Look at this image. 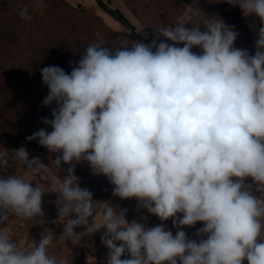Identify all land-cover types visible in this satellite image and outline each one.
Listing matches in <instances>:
<instances>
[{
    "label": "clouds",
    "instance_id": "9594fccd",
    "mask_svg": "<svg viewBox=\"0 0 264 264\" xmlns=\"http://www.w3.org/2000/svg\"><path fill=\"white\" fill-rule=\"evenodd\" d=\"M228 3L261 21L254 54L235 46L234 26L212 18L159 28L151 43L90 44L70 73L39 69L48 89L42 105L56 106L42 118L47 127L26 139L56 154L59 168L69 165L54 179L63 235L78 244L104 229L106 264H264V198L255 194L264 192V0ZM19 15L30 18L27 7ZM11 151L32 174L47 169L26 148ZM82 161L114 196L135 199L137 211L171 219L175 235L165 223L129 222L127 209L107 203L97 216L93 193L74 175L73 162ZM8 167L0 151V224L10 214L43 218L45 189ZM197 223L189 237L184 228ZM53 239L48 232L21 248L0 230V264H57L48 254Z\"/></svg>",
    "mask_w": 264,
    "mask_h": 264
},
{
    "label": "rangeland",
    "instance_id": "374dc122",
    "mask_svg": "<svg viewBox=\"0 0 264 264\" xmlns=\"http://www.w3.org/2000/svg\"><path fill=\"white\" fill-rule=\"evenodd\" d=\"M66 4L59 0H0V24H71L76 26L73 34H78V52L83 54L84 49L90 44L101 45L116 49L124 44L131 46L132 42L151 43L158 30L162 27L174 25L176 23L188 24L193 8L200 0H107L110 8L120 9L123 14L136 26V31L123 26L117 19L105 12L97 3V0H64ZM226 4L214 5L212 18H221L226 24H239L234 19V15L226 8ZM24 7L28 9L29 19H22L19 12ZM245 23L248 25L250 36L248 45L250 54L255 52V40L261 21L254 14L245 16ZM235 30V29H234ZM236 31V30H235ZM60 34V33H58ZM38 36H33L32 41ZM163 39V38H161ZM245 41V36L239 34L235 42ZM168 43H172L168 41ZM182 47L183 45H178ZM240 48V47H239ZM242 49V48H241ZM193 51H199L194 48ZM76 56V55H75ZM72 69H66L70 73ZM16 79H14L15 82ZM36 91L31 94L34 100L24 104L31 105L32 109L20 112L17 108L16 118L8 116L5 120V127L0 134V151H7L9 154V167L7 174L23 176L33 183L39 185L47 193L43 196L42 211L44 217H37L32 220H25L15 215L0 224V230L7 231L11 237L19 241L20 247L34 246L35 242L41 239L42 234L52 232L54 239L48 248V254L55 257L57 264L61 261L64 264H106L107 248L101 243L104 229L84 236L78 244H73L63 235V221L58 217L57 194L54 192V179L67 175L69 165L61 164L60 168L54 160L56 154L50 153L47 148L39 145L38 141H29L26 138L34 132L47 126L42 123V118L52 119L51 109L47 111L42 100L47 96L48 91L39 93L40 81L34 79ZM32 89H29V91ZM27 99H24L25 101ZM3 126V125H2ZM9 131H4L5 128ZM10 130L14 136H10ZM51 131V129H48ZM17 133V134H16ZM26 148L29 159L39 158L47 165L46 170H41L32 174L25 165H21L15 160L11 150ZM74 175L79 179V185L87 188L93 193L94 209L99 216L104 208V203L109 204L119 212L120 209H127L126 219L141 221L146 227H152L164 223L156 216L148 213L145 209L137 211V201L135 199L121 200L113 195V185L103 175H94L87 162L75 163ZM85 179V180H82ZM245 181L252 184L251 178ZM255 187V186H254ZM258 197L264 198V192L257 191ZM141 217L144 219L141 220ZM42 221V222H41ZM91 222V218H90ZM77 233L83 228L74 229ZM193 236V235H192ZM247 264V261H244Z\"/></svg>",
    "mask_w": 264,
    "mask_h": 264
},
{
    "label": "trees",
    "instance_id": "16d2710c",
    "mask_svg": "<svg viewBox=\"0 0 264 264\" xmlns=\"http://www.w3.org/2000/svg\"><path fill=\"white\" fill-rule=\"evenodd\" d=\"M59 1L66 4L64 0ZM219 2L226 4L229 11L231 7L234 19L239 22V24L227 25L234 26L239 34L245 36V41L239 42L238 48L250 52L248 45L250 31L243 18V12L238 6L228 3V0H200L193 8L185 27L189 29L193 26L203 27L206 21L212 19L211 13L214 12V5ZM97 3L123 26L136 31V26L120 9L110 8L101 0H97ZM75 29L76 26L73 27L71 24H0V134L3 131L2 127L6 126L5 119L8 116L16 118V114L18 116L21 111L34 108L29 104H24L34 100L35 96L31 94L36 91L34 88L38 87L32 83L34 79L40 81L39 93L48 91L42 83L39 69L55 65L68 70L78 64L82 54L78 52L80 42H78V34H73ZM34 35L39 38L32 41ZM14 79H16L15 82ZM29 89L32 90L29 91ZM24 99L27 100L23 101ZM55 106L53 103L49 107H38H44L48 111L49 108L52 109ZM18 107H20L19 113H17ZM4 131L9 130L6 127ZM11 131L14 130H10V136H14ZM248 179L246 181H249ZM164 223L175 235L176 229L172 227V220L169 219ZM200 227L202 224L197 223L195 227H186L184 230L189 237H193L196 229Z\"/></svg>",
    "mask_w": 264,
    "mask_h": 264
},
{
    "label": "built area",
    "instance_id": "2783aa9c",
    "mask_svg": "<svg viewBox=\"0 0 264 264\" xmlns=\"http://www.w3.org/2000/svg\"><path fill=\"white\" fill-rule=\"evenodd\" d=\"M101 1H103V2L107 3V0H101ZM19 148H21V147H19Z\"/></svg>",
    "mask_w": 264,
    "mask_h": 264
}]
</instances>
